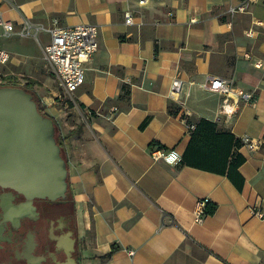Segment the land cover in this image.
<instances>
[{
	"label": "crops",
	"instance_id": "obj_1",
	"mask_svg": "<svg viewBox=\"0 0 264 264\" xmlns=\"http://www.w3.org/2000/svg\"><path fill=\"white\" fill-rule=\"evenodd\" d=\"M240 1L148 0L140 7L137 0H0V16L16 30L5 36L0 29L1 37H32L17 34L25 20L97 27L98 50L71 95L58 86L33 37L42 56L0 44L10 54L2 81H33L45 113L69 134L81 264H264V217L250 210L260 205L264 214V0L230 16ZM126 11L131 25L124 23ZM207 76L254 92L255 104L208 91ZM224 103L234 113L220 114ZM185 112L256 144L237 149L244 157L241 189L224 175L152 158V143L182 155L190 139ZM203 198L215 210L198 224L193 214Z\"/></svg>",
	"mask_w": 264,
	"mask_h": 264
},
{
	"label": "water",
	"instance_id": "obj_2",
	"mask_svg": "<svg viewBox=\"0 0 264 264\" xmlns=\"http://www.w3.org/2000/svg\"><path fill=\"white\" fill-rule=\"evenodd\" d=\"M68 187L52 118L40 114L27 89L0 86V188L54 201L65 199Z\"/></svg>",
	"mask_w": 264,
	"mask_h": 264
},
{
	"label": "built area",
	"instance_id": "obj_3",
	"mask_svg": "<svg viewBox=\"0 0 264 264\" xmlns=\"http://www.w3.org/2000/svg\"><path fill=\"white\" fill-rule=\"evenodd\" d=\"M251 0H241L237 6L230 7L228 14L234 16L238 13L246 12ZM148 0H137V4L142 7ZM169 17L173 16L172 12L168 13ZM124 23L126 25L133 24V16L131 11L124 12ZM0 29L4 35L8 36L16 32L14 24L5 21L0 16ZM45 33L48 35V41L43 44L39 35ZM97 27L95 25L81 24L70 27L59 26L56 20H53L51 27H45L42 24L32 23L29 21L22 22L17 34L20 36H32L40 45L45 61L52 68L53 74L57 80L58 86L67 95L74 93L85 81V63L89 62L98 50ZM250 33V32H249ZM10 61V54L0 48V65H5ZM259 64H255L258 66ZM175 93L180 91L179 83L175 84ZM203 87L210 92L225 94L226 96L235 95L237 98L246 104H255L256 97L254 92H244L233 86L232 80L207 76ZM113 113L117 111L112 108ZM234 109L225 105L220 107L219 113L223 115H231ZM190 113L185 112L181 116V121L185 124L187 130L194 128L193 123H188ZM242 145L247 146L250 150L255 149L256 144L247 136L240 139ZM152 158L162 159L170 164H177L181 160V155L178 151L164 150L154 147L150 149ZM209 203L208 198L199 199L196 202L194 210V222L200 224L206 216V207ZM251 212L258 218H263L264 214L260 205L253 206ZM127 253L132 256L133 250H127Z\"/></svg>",
	"mask_w": 264,
	"mask_h": 264
},
{
	"label": "flooded vegetation",
	"instance_id": "obj_4",
	"mask_svg": "<svg viewBox=\"0 0 264 264\" xmlns=\"http://www.w3.org/2000/svg\"><path fill=\"white\" fill-rule=\"evenodd\" d=\"M74 194L27 198L0 188V264H81Z\"/></svg>",
	"mask_w": 264,
	"mask_h": 264
},
{
	"label": "trees",
	"instance_id": "obj_5",
	"mask_svg": "<svg viewBox=\"0 0 264 264\" xmlns=\"http://www.w3.org/2000/svg\"><path fill=\"white\" fill-rule=\"evenodd\" d=\"M5 79L3 83H0V86L23 87L30 93L32 92L30 88L34 85V82L29 79H27V84L25 86L18 85L10 78ZM122 92L123 95H127L128 90L126 85L122 86ZM36 104L40 114L48 116L41 107L39 100H36ZM176 110L172 111L169 109L173 115L177 114ZM146 122H144L142 126H144ZM53 123L55 126L56 143L60 147L62 157L67 161L65 143L69 134L63 136L54 120ZM188 123H193L194 128L189 130L190 139L181 155L179 163L224 175L237 189H241L244 180L238 168L244 163V157L237 152V149L242 145L240 140L235 138L229 130L221 129L217 122L200 118L196 120L188 119ZM154 147L166 150L157 143H152L150 145V149ZM214 210L215 206H211L209 209L206 207V214L213 213ZM113 250L114 249H112L110 253L104 255L103 258L108 259Z\"/></svg>",
	"mask_w": 264,
	"mask_h": 264
},
{
	"label": "rangeland",
	"instance_id": "obj_6",
	"mask_svg": "<svg viewBox=\"0 0 264 264\" xmlns=\"http://www.w3.org/2000/svg\"><path fill=\"white\" fill-rule=\"evenodd\" d=\"M22 38V37H21ZM32 37H26L24 39H19L17 37H15V35H11L9 38L7 37H1L0 36V44H3V47L7 50H16V48H22L23 50L26 51H34L35 54H38V56H42V53L39 51V47L37 46V44L35 43L34 40L31 39ZM22 41V42H20ZM5 68V65H0V70ZM6 72L3 71V74ZM1 71H0V83H3L4 81H2V77H1ZM33 97L35 98V100H39V96L37 91L31 90ZM40 101V100H39Z\"/></svg>",
	"mask_w": 264,
	"mask_h": 264
}]
</instances>
